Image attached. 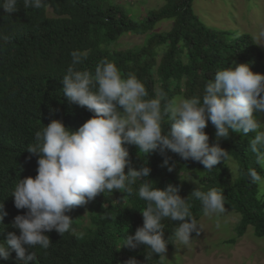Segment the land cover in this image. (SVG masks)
<instances>
[{"label":"trees","instance_id":"1","mask_svg":"<svg viewBox=\"0 0 264 264\" xmlns=\"http://www.w3.org/2000/svg\"><path fill=\"white\" fill-rule=\"evenodd\" d=\"M165 5L150 11L140 21L132 20L120 5L104 0H45L41 9L23 7L8 15L0 9V201L4 202L8 215L0 241L7 233L19 231L10 227L16 215L26 210L14 206L10 196L14 183L28 176L35 177L37 156L26 147L35 142V132L52 119L62 120L70 130L78 129L93 113L86 107L69 104L63 96L60 83L71 64V51L87 52V59L77 67L94 71L103 59L115 62L122 76L135 74L144 83L148 98L163 89L169 98L191 97L202 93L204 84L231 61L247 63L253 72L264 74V52L250 34L237 37L233 32L221 31L205 25L195 15L194 0H165ZM48 10L53 17L48 16ZM164 20H172L171 28L164 33H154L136 50L110 51L107 45L125 33L147 34ZM233 37L228 39V37ZM255 115V113H254ZM44 124V125H43ZM204 131L209 143L215 140L216 129L208 122ZM253 134L230 132L220 146L230 153L236 164L237 177L233 178L224 161L206 171L203 165L184 161L178 155L168 153L175 167L169 172L162 167L159 154L138 153L135 146H128L132 166L139 168L147 159L151 172L142 178L154 182L160 189L171 183L179 188V195L187 198L196 188L181 179L190 174L203 185L202 190L220 189L225 197V208L239 214L236 227L242 237L252 227L254 235L264 237V198L257 200L258 186L249 182L247 169L255 167L261 175L263 169L255 164V157L247 152ZM142 157H140V156ZM127 172V168L125 169ZM134 193L128 195L114 191L105 192L92 201L94 213L90 225L79 231L74 212L66 213L73 219V231L63 236L55 230L45 233L52 244L43 250L37 246L38 264H123L135 257L140 264H159L152 257L145 260L147 250L120 249L124 237L134 234L142 226L145 202ZM193 215L198 221L203 216L200 202L190 199ZM175 223L165 219V238ZM193 233L192 235H194ZM169 244L168 250L173 249ZM15 253L0 264H14Z\"/></svg>","mask_w":264,"mask_h":264},{"label":"clouds","instance_id":"2","mask_svg":"<svg viewBox=\"0 0 264 264\" xmlns=\"http://www.w3.org/2000/svg\"><path fill=\"white\" fill-rule=\"evenodd\" d=\"M44 2L23 0V7L41 9ZM18 3L0 0V9L11 15L19 11ZM258 35L264 37V25ZM0 39L7 41L9 37L0 34ZM70 55L71 64L60 81L63 96L70 105L86 107L93 115L74 131L62 120L52 119L35 132V142L26 150L37 156V174L14 183L10 193L14 206L26 211L16 215L10 225L19 234L8 232L0 241V259L8 260L14 252V264H38L34 249L39 246L47 250L52 244L45 233L55 230L63 236L74 230L73 219L66 213L105 192L132 195L139 181L135 191L145 202L143 224L124 237L120 249L143 246L147 250L145 260L156 257L159 264H165L169 244L186 248L195 239L192 234L198 237L203 231L189 200H198L203 216L211 218L226 212L225 197L220 189L204 191L203 185L196 183L186 199L171 183L163 189L156 187L153 181L142 179L151 172L147 159L139 168L133 167L128 146H135L146 157L159 154L162 167L169 172L175 167L174 161L170 164L169 152L184 161L198 162L210 172L230 156L220 146L221 140L228 139L230 132L245 137L252 133L247 152L264 168V74L253 72L247 63L231 61L215 72L199 95L169 98L160 89L154 98H148L142 80L132 73L122 76L115 62L103 59L94 71L81 70L77 66L87 59V52L77 49ZM209 121L216 129L211 144L204 131ZM246 176L258 186L257 200L264 198V175L250 167ZM3 201L0 226L8 215ZM165 219L177 222L167 238ZM215 226L221 227L219 220ZM3 230L0 227V233ZM123 264L140 262L130 257Z\"/></svg>","mask_w":264,"mask_h":264},{"label":"rangeland","instance_id":"3","mask_svg":"<svg viewBox=\"0 0 264 264\" xmlns=\"http://www.w3.org/2000/svg\"><path fill=\"white\" fill-rule=\"evenodd\" d=\"M109 4L120 5L125 13L135 21L143 19L150 11L161 8L165 0H104ZM195 15L205 25L221 31L233 32L237 37L250 34L264 52V37L258 32L264 25V0H194ZM48 16L53 17L48 10ZM172 20H164L156 25L153 31L147 34L136 35L125 33L107 45L110 51L136 50L143 46L154 33H164L172 26ZM233 37L229 36L228 39ZM176 98H183L178 96ZM264 123V116L261 117ZM233 178L237 177L236 164L231 158L225 160ZM264 171V168H262ZM181 179L192 187L200 185L199 181L187 175ZM196 183V184H194ZM263 199V198H262ZM92 202L80 206L74 212V219L78 223L79 231L90 225V217L94 213ZM219 220L221 227L216 228ZM240 216L236 212L226 209L220 217L202 216L199 222L203 231L188 247L177 245L167 250L165 264H264V237L254 235L252 227L238 237L236 227Z\"/></svg>","mask_w":264,"mask_h":264}]
</instances>
